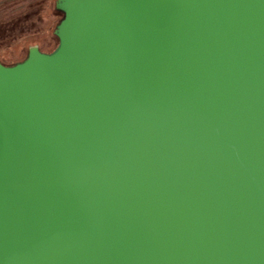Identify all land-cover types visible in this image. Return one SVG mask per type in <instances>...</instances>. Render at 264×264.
Instances as JSON below:
<instances>
[{"label": "water", "instance_id": "1", "mask_svg": "<svg viewBox=\"0 0 264 264\" xmlns=\"http://www.w3.org/2000/svg\"><path fill=\"white\" fill-rule=\"evenodd\" d=\"M0 62V264H264V0H57Z\"/></svg>", "mask_w": 264, "mask_h": 264}, {"label": "rangeland", "instance_id": "2", "mask_svg": "<svg viewBox=\"0 0 264 264\" xmlns=\"http://www.w3.org/2000/svg\"><path fill=\"white\" fill-rule=\"evenodd\" d=\"M52 2L53 0H0V62L4 66H15L27 59L30 51L26 50L25 43L35 44L44 54H52L58 49L59 39L55 30L63 16L52 12L49 17L45 15L47 3ZM5 22L7 24H3ZM12 37L16 39L10 41Z\"/></svg>", "mask_w": 264, "mask_h": 264}, {"label": "trees", "instance_id": "3", "mask_svg": "<svg viewBox=\"0 0 264 264\" xmlns=\"http://www.w3.org/2000/svg\"><path fill=\"white\" fill-rule=\"evenodd\" d=\"M55 1H57V0H53V2L52 3H47V5H46V8H47V12L45 13V15L47 16V17H49L50 16V12H52V13H54V14H57V15H62L63 16V18H64V15H63V13L62 12H60V11H58L57 9H56V3H55ZM3 24H7L6 22L5 23H3ZM4 39H6L5 37H3ZM16 38L15 37H12V38H10L9 40L11 41H14ZM8 40V39H7ZM7 41V43H9L10 41ZM26 44V46H27V48H26V50H29L30 51V49L31 48H33V47H35V44H31V43H25Z\"/></svg>", "mask_w": 264, "mask_h": 264}]
</instances>
